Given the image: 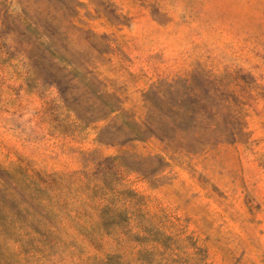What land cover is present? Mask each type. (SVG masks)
<instances>
[{"label":"rangeland","instance_id":"obj_1","mask_svg":"<svg viewBox=\"0 0 264 264\" xmlns=\"http://www.w3.org/2000/svg\"><path fill=\"white\" fill-rule=\"evenodd\" d=\"M0 264H264V0H0Z\"/></svg>","mask_w":264,"mask_h":264}]
</instances>
